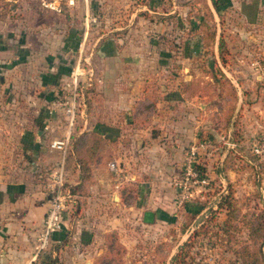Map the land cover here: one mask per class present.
Masks as SVG:
<instances>
[{
  "label": "crops",
  "instance_id": "1",
  "mask_svg": "<svg viewBox=\"0 0 264 264\" xmlns=\"http://www.w3.org/2000/svg\"><path fill=\"white\" fill-rule=\"evenodd\" d=\"M14 1L19 2L14 10L0 6V148L20 158L8 170L11 174L6 169L0 172V264H51L50 257L58 252L65 254L67 264H80L95 227H102L104 221L111 230L116 224L114 209L126 201L121 188L155 186L163 180L173 184L188 147L210 132L198 119L192 94L202 70L190 66L189 74H174L177 79H173L172 70L161 68L157 54L147 52V45L159 36L156 32L175 24L159 15L156 0H89V7L78 0L77 6L66 7L61 14L40 6L39 0ZM81 1L85 14L88 8L99 14L98 24L88 27L84 19L73 17L81 11ZM259 11L256 20L264 23V10ZM91 39L101 44L96 52L98 69L93 66L100 82L93 105L82 108L75 131L77 135L95 133L101 140L95 150L97 160L91 163L93 176L75 159L72 148L66 163L67 186L76 201L65 213L62 231L54 234L50 251L33 260L50 204L49 169L60 161V152L50 143L65 132L62 110L52 102L61 79L71 71L65 64L67 54L78 55L80 45L86 47ZM220 57L216 54L218 61ZM204 75L206 85L213 81L210 73ZM151 77L167 80L161 84ZM263 114L251 126L258 124V129ZM243 142H236L237 147ZM220 149L221 141L210 160L213 175L221 164L228 171L229 150ZM245 153L239 149L240 157ZM112 161L120 175L110 169ZM90 214L100 224L82 223Z\"/></svg>",
  "mask_w": 264,
  "mask_h": 264
},
{
  "label": "rangeland",
  "instance_id": "2",
  "mask_svg": "<svg viewBox=\"0 0 264 264\" xmlns=\"http://www.w3.org/2000/svg\"><path fill=\"white\" fill-rule=\"evenodd\" d=\"M82 1L79 14H73L75 19L76 15L79 20L85 17ZM16 3L19 2L0 0V5L10 10H14ZM156 3L160 6L159 15L175 24L156 32L159 36L147 45V52L157 54L161 68L172 70V76H186L190 66L202 70L195 80L197 90L192 94L198 103L197 116L203 122L202 127L208 125V133L221 141L219 152L229 150L231 163L226 171L229 192L215 198L213 192L204 191L201 200L187 198L180 204L179 189L172 180H163L155 186L124 185L120 191L123 190L126 201L114 209L116 224H112L111 230L105 228L104 221L102 227H95L90 245H85L88 253L80 264H182V258L186 264H244L249 261V252L252 256H264V226L260 227V215L264 216V163L257 170L238 154L239 149L248 153L249 139L258 124L251 125L264 113V23L256 20V13L264 10V0H222L219 9L213 0H156ZM49 21L54 18L49 17ZM221 40L225 43L224 57L218 61L216 54L220 53ZM100 46L91 39L85 47L96 69ZM76 59V52L67 54L65 64L72 70ZM206 72L213 76L207 85ZM175 75L173 79H177ZM149 79L165 84L167 77ZM252 127L247 139L244 138ZM235 131L245 144L229 148L228 142H237ZM74 143L73 137L72 148ZM18 158L2 153L0 148V172L6 169L11 174L8 170L19 164ZM181 175L182 170L174 176ZM147 211L156 213L151 222L145 219ZM231 213L235 217L227 224ZM92 214L82 223L100 224L101 220ZM78 246L77 249L81 247ZM50 260L51 264H67L65 254L60 252Z\"/></svg>",
  "mask_w": 264,
  "mask_h": 264
},
{
  "label": "built area",
  "instance_id": "3",
  "mask_svg": "<svg viewBox=\"0 0 264 264\" xmlns=\"http://www.w3.org/2000/svg\"><path fill=\"white\" fill-rule=\"evenodd\" d=\"M84 2L89 7V0H84ZM77 3L78 0H64V2L62 0H39L40 6L59 14L63 13L66 7L77 6ZM84 21L90 27L100 22V16L92 13L88 8ZM84 47L85 45L82 43L73 69L61 79L52 102L53 106L62 110L66 129L61 137L50 143L51 148L60 152V161L49 169L47 187L50 193V204L42 228L38 233L33 260L50 251L54 234L62 231L65 213L70 204L76 201L75 195L67 186V157L72 150L73 134L79 115L85 106L86 90L93 88L95 78L98 82L100 81L96 77L91 57L84 54ZM227 144L231 145L229 148L237 147L236 143L228 142ZM217 149L218 146L211 140L201 141L200 138L188 147L182 175L173 180V184L179 189L180 204L187 198L201 200L205 194L204 191L213 192L215 198L229 192L223 165L219 166L216 175H213V167L212 164L210 165V160L214 158ZM247 150L248 153L242 154L241 158L246 159L257 170L261 169L264 163V123L250 137ZM109 167L116 174L120 172L115 161L110 162Z\"/></svg>",
  "mask_w": 264,
  "mask_h": 264
},
{
  "label": "trees",
  "instance_id": "4",
  "mask_svg": "<svg viewBox=\"0 0 264 264\" xmlns=\"http://www.w3.org/2000/svg\"><path fill=\"white\" fill-rule=\"evenodd\" d=\"M221 2H222V0H213V3L217 9H219L221 7L220 6ZM0 6L8 10L7 6H5L4 4L0 5ZM224 44H225L224 40H221V42H220V55L222 58L224 57V54H223L224 49H225ZM96 77H98L97 74H96ZM98 83L99 82L95 78L93 88L86 90L85 106L88 109L91 105V99H93L94 92H95V89H96V86ZM234 134H235V136H234L235 140L237 141L238 144H240L242 142L241 136L239 137L237 135L236 131ZM73 137H74V141H75V143H74L75 159L81 163L83 169L86 171V173L88 175H90L91 163L96 162V160H97L95 150L101 145V140L98 138V136H96L95 133H91L89 136L86 133H82L80 135L79 134L77 135L76 131H74ZM200 139H201V141L211 140L217 146L219 144V140H218L217 136L214 134L208 133V132H206V134H203V136ZM214 150H216V149H214ZM230 158L231 157L229 155V157H228V168H229V165L231 163ZM262 167H263V165H262ZM71 191L73 192L72 189H71ZM229 207L231 208V207H233V205L230 204ZM232 213L234 214L235 212L232 211ZM232 213H231V215H232ZM234 217H235V215H232L231 218L226 221V223L228 224L231 220H233ZM260 220H261L260 227L264 226V216L263 215H260ZM254 226H255V224L253 225V227ZM180 262L182 264H186L184 258H182ZM244 264H264V256H260V255H253L252 256L251 253L249 252V261L245 262Z\"/></svg>",
  "mask_w": 264,
  "mask_h": 264
},
{
  "label": "water",
  "instance_id": "5",
  "mask_svg": "<svg viewBox=\"0 0 264 264\" xmlns=\"http://www.w3.org/2000/svg\"><path fill=\"white\" fill-rule=\"evenodd\" d=\"M154 218H155V213L152 212V211H149V212L146 214V216H145V219H146L147 221H149V222L153 221ZM86 264H91V263L87 262Z\"/></svg>",
  "mask_w": 264,
  "mask_h": 264
}]
</instances>
